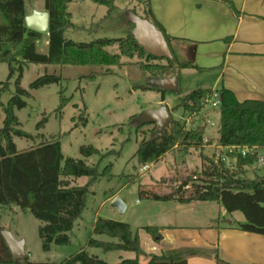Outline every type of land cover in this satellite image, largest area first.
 Listing matches in <instances>:
<instances>
[{"label": "rangeland", "instance_id": "obj_1", "mask_svg": "<svg viewBox=\"0 0 264 264\" xmlns=\"http://www.w3.org/2000/svg\"><path fill=\"white\" fill-rule=\"evenodd\" d=\"M145 2L113 0L116 12L110 19H105V6L90 0L73 1L68 4L67 11L74 28L66 30L64 37L75 43L125 39L130 32L127 22L134 18H145ZM24 8L27 13L34 8L43 9V0H25ZM43 39L46 38L43 37L36 47L38 53H43ZM105 50L110 55L119 54L117 43ZM167 61H148L145 56L134 55L132 58L121 57L118 66L26 64L21 73L16 65L14 72L10 73L9 65L0 63V90L4 88L0 93L3 105L0 108V129L5 118L4 108L9 100L18 94V90L25 92L20 96L25 107L13 110L18 122L17 129L27 135L13 136L17 151L58 139L64 159L82 160L86 165L95 167L98 173L108 170L110 174L89 185L85 209L68 234L70 243L65 246L52 245L48 252L42 250L38 238L41 222L16 206H0V231H7L16 241L24 243L28 262L60 263L84 248L90 256L107 264L133 259L135 254L130 252L104 253L100 249L87 248L89 238L115 241L94 235L95 221L100 218L126 223L132 232L140 229L141 236H144L142 228L166 224L171 220L167 219L168 216L165 219L161 217L169 210V207L165 208L166 202L148 199L142 192L169 194L184 182H190V187L199 184L193 181V177H199L202 167L207 166L209 160L201 155L209 157L213 152L211 147L190 149L186 154L179 147L175 148L157 162L146 165L148 168L143 172L141 168L145 166L139 165L135 157L139 144L149 140L155 129L152 125L138 128L136 117L143 111L157 110L161 106H166L171 119L180 121L187 130L201 127L203 138L212 144L217 142L220 114L218 107H212V102H217L218 96L197 114L189 115L178 107L180 97L185 94L205 86L211 88L214 73L176 70L173 77L178 78L180 95L135 89L138 85H148L152 78L143 67L167 65ZM45 74L59 76L60 82L31 90L30 84ZM61 99L65 102L60 109ZM82 148H92L96 153L86 157L81 153ZM256 174L262 176L264 171L252 166L242 177L253 179ZM73 181L78 186H84L89 179L81 177ZM116 200L124 204L122 213L113 206ZM197 208L199 212L202 208L212 213L218 211L216 203L199 205ZM236 216L242 215L236 212ZM147 260V256L140 257L139 264Z\"/></svg>", "mask_w": 264, "mask_h": 264}, {"label": "trees", "instance_id": "obj_2", "mask_svg": "<svg viewBox=\"0 0 264 264\" xmlns=\"http://www.w3.org/2000/svg\"><path fill=\"white\" fill-rule=\"evenodd\" d=\"M73 1L82 0H43V11L48 13V31L37 33L25 26V0H0V63H7L10 73L16 65L21 73L26 64L58 65V66H118L120 58H132L134 55L145 56L148 61H160L152 55L146 54L138 46L132 36L134 23L127 22L130 32L125 39H102L90 43H75L64 37V32L74 28L71 23L67 6ZM107 8L105 19H110L116 12L113 0H90ZM226 3L236 12L229 1ZM145 20L149 21L160 31L170 49L172 60L167 65H152L143 67L152 78H171L176 70L198 69L193 62L178 60L170 47L172 38L166 35L163 27L152 16L149 0H146ZM143 19V18H141ZM47 37L48 51L41 54L36 51V42ZM228 41V39L226 40ZM118 45L119 54L110 55L106 47ZM178 80V78H177ZM60 82V77L45 74L30 84L31 90H38L51 84ZM135 89L142 91H157L165 93L149 85H138ZM4 88H1L3 91ZM176 95H180L179 87ZM24 91L18 90L6 108L5 118L0 129V206H16L21 211H28L42 224L38 228V238L41 248L48 252L52 245L65 246L70 243L68 234L74 223L80 219L89 194V185L97 182L101 177H109V171L98 173L95 167H90L82 160L64 159L58 139L40 143L24 151H17L13 136L27 137L17 129L18 122L13 110L25 107L21 99ZM214 96L212 90L196 89L180 97L178 107L189 115L197 114L202 103ZM219 99V128L217 144L219 146H236L240 148L264 149V101L245 100L239 102L235 95L224 88L218 91ZM61 99L60 109L64 106ZM0 101V108L2 107ZM139 128V127H138ZM154 131V130H153ZM203 128L186 129L180 121L171 119L169 126L158 136L143 140L135 153L137 162L146 166L160 160L175 148L184 153L190 149L201 150ZM81 153L88 157L96 153L92 148H82ZM255 154L247 158H240L239 165L252 166ZM199 184L184 182L169 194H154L142 192L145 197L156 202L175 201L180 204L191 202H217L229 214L239 212L245 222L238 224V229L252 234L264 235V175H255L253 179L242 177L246 170L239 168L229 175L221 170L203 166ZM85 177L89 182L84 186L74 184L75 179ZM151 236L154 242L161 239L159 229L155 227L142 228ZM1 232V231H0ZM92 233L96 236H106L115 240L104 242L89 238L86 247L108 252L134 253L133 259H122L117 264H139V257L144 255L140 247L138 235L132 232L126 223L98 218ZM216 264L221 262L216 253L211 255ZM201 249L181 248L163 252L159 255L151 254L146 264H186L194 257H211ZM0 264H107L95 256H90L81 249L60 263H30L14 261L10 251L0 234Z\"/></svg>", "mask_w": 264, "mask_h": 264}, {"label": "crops", "instance_id": "obj_3", "mask_svg": "<svg viewBox=\"0 0 264 264\" xmlns=\"http://www.w3.org/2000/svg\"><path fill=\"white\" fill-rule=\"evenodd\" d=\"M224 1L231 2L236 12L218 0H149V5L156 22L172 38L170 47L174 56L180 61L193 62L198 69L191 70L214 73L211 88L205 86L202 90H212L217 96L224 88L239 102L264 101V0ZM33 11L44 12L38 8ZM33 11H25L26 16ZM44 37L41 54L48 51ZM39 43L40 40L36 47ZM212 203L218 206L217 212L206 208L197 211L199 205ZM166 205L169 210L161 217L168 216L171 221L154 226L161 236L158 242L143 230L144 236L140 229L135 231L146 256L189 248L201 249L210 256L216 253L224 264H264V235L239 230L238 224L245 222L242 214H229L217 202L169 201ZM186 264L216 262L212 256L194 257Z\"/></svg>", "mask_w": 264, "mask_h": 264}, {"label": "water", "instance_id": "obj_4", "mask_svg": "<svg viewBox=\"0 0 264 264\" xmlns=\"http://www.w3.org/2000/svg\"><path fill=\"white\" fill-rule=\"evenodd\" d=\"M49 16L47 12L33 11L29 16H25V26L37 33L45 34L48 31ZM135 27L132 36L138 46H140L146 54L152 55L158 59L172 60V54L169 46L163 36L153 24L141 18L131 20ZM148 85L154 89L163 90L165 92L174 93L178 89V80L176 77L171 78H151ZM135 121L138 127L152 125L155 127L152 137L161 135L171 122L170 110L166 106H161L157 110H146L139 114ZM119 212H123L125 207L120 200L113 203ZM10 254L14 261L23 262L27 259L24 251V243L16 241L7 231H1Z\"/></svg>", "mask_w": 264, "mask_h": 264}, {"label": "built area", "instance_id": "obj_5", "mask_svg": "<svg viewBox=\"0 0 264 264\" xmlns=\"http://www.w3.org/2000/svg\"><path fill=\"white\" fill-rule=\"evenodd\" d=\"M216 96H212L211 98H207L201 104L204 107L210 100H213ZM219 100L217 102H212V107H218ZM203 147H211L213 149L212 154L209 156V162L206 163L207 166H211L212 169H218L223 172L228 173L229 175L235 173L239 168H243L244 170L249 169L252 166H257L258 169H262L264 171V149H258L256 147L253 148H240L236 146H219L216 143L212 144L209 140L203 138L202 139ZM250 154H255V163L252 166H241L239 165L240 158H247ZM148 167L141 168V171H146ZM203 169V168H202ZM201 169V171H202ZM199 172V176L201 174ZM193 180H197V176L194 175Z\"/></svg>", "mask_w": 264, "mask_h": 264}]
</instances>
